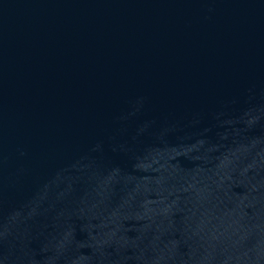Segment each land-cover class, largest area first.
Returning <instances> with one entry per match:
<instances>
[{"label": "water", "instance_id": "1", "mask_svg": "<svg viewBox=\"0 0 264 264\" xmlns=\"http://www.w3.org/2000/svg\"><path fill=\"white\" fill-rule=\"evenodd\" d=\"M0 264H264V0H0Z\"/></svg>", "mask_w": 264, "mask_h": 264}]
</instances>
